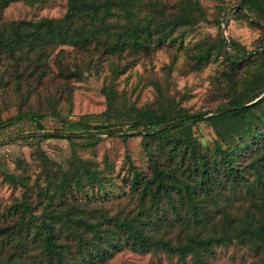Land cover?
<instances>
[{"label":"rangeland","instance_id":"obj_1","mask_svg":"<svg viewBox=\"0 0 264 264\" xmlns=\"http://www.w3.org/2000/svg\"><path fill=\"white\" fill-rule=\"evenodd\" d=\"M238 3L239 0H130L125 6L133 10L132 15L112 5L120 15L108 19L113 25L108 26L112 33L110 40L135 24L145 27L149 22L152 26L178 23L172 37L176 36L175 41L168 39L157 46L154 36L147 51L110 54L100 43L86 49L49 45L45 50L48 56L41 55L40 60H37L38 50L15 54L14 59L2 54L0 227L16 222L22 214L20 204L24 190H27L33 214L38 215L60 202L54 188L62 182L68 183L62 198L63 207L74 210L77 215L92 210L109 217L132 218L148 208L150 199L140 200L139 193L131 188V177L134 171L142 177L151 176L143 149L145 143L152 147L160 162H166L165 152L155 149V143L145 138L143 132L128 134L125 138L105 132L96 133L93 140L67 137L65 134L71 129L52 112L68 119L91 114V122L98 123L100 119L94 116L106 108L101 94L102 87H106L117 94L115 110L127 112L124 121L134 120L136 112L147 110H169L172 114L181 110L190 114L209 111L207 116L216 113L217 106L244 90L254 72L264 69V56L256 54L264 50L263 25L250 23L245 10L234 8ZM66 10L67 0H15L2 11L0 25L9 28L12 22L56 19ZM229 39L243 51L251 52L250 57L236 64L238 53L229 45ZM205 54H209L208 58L196 64V55ZM115 65L124 68L123 72L115 75L112 72ZM29 111L46 116L37 122L25 115ZM258 113L264 124V109ZM16 114L23 116L8 121ZM191 131L198 147L213 156L214 129L201 122L191 124ZM40 133L63 135L43 141L31 136ZM257 148L250 145L245 153L236 157L238 164H246ZM179 160L180 156L172 167L180 174L181 170L176 169ZM187 162L185 160L183 165ZM74 174L80 179V189L73 181ZM220 193L219 190L214 195ZM229 197H233L230 192L225 198ZM161 202L162 207H167L165 199ZM206 202L207 206H213L211 200ZM73 204L82 209L77 210ZM234 206L237 207V202ZM212 212L220 210L212 209ZM216 215L220 217V213ZM151 232L172 243L178 242L183 234L180 228L168 226L151 227ZM38 247V243H34L30 250L37 251ZM213 250L214 256L204 255L203 263H194L187 256L185 264H252L259 259L249 246L238 243L215 246ZM10 253L8 248L0 252V264H7ZM260 255L264 257L262 251ZM37 257L41 258V254L37 253ZM70 258H76L74 247ZM99 264L182 263L176 255L161 249L137 252L125 247Z\"/></svg>","mask_w":264,"mask_h":264},{"label":"trees","instance_id":"obj_2","mask_svg":"<svg viewBox=\"0 0 264 264\" xmlns=\"http://www.w3.org/2000/svg\"><path fill=\"white\" fill-rule=\"evenodd\" d=\"M12 1L15 0H0V20L2 11ZM129 1L67 0V10L60 18L12 22L9 28L0 25V56L6 54L14 59L15 54L38 50L37 60H40L41 55H47L45 50L49 45L86 49L91 44L100 43L106 52L121 54L138 49L147 51L154 36L157 46L168 39L175 41L176 36L172 37L178 23L152 26L151 22L145 27L132 25L110 40L109 34L112 33L108 26L113 25L108 19L120 15L112 5L132 15L133 10L125 6ZM238 6L249 14L246 17L250 23L261 22L264 29V0H239ZM229 45L238 53L236 64L250 57L251 52L243 51L231 39ZM256 54L264 56V50ZM208 55H196V64L207 59ZM123 70L117 65L112 68L115 75ZM101 94L106 108L94 116L100 119L98 123L91 122V114L78 119L63 118L55 111L52 115L68 124L71 131L65 134L67 137L93 140L96 133L105 132L125 138L128 134L143 132L145 138L155 143V149L165 152L167 160L160 162L152 147L145 143L143 149L152 170L151 176L142 177L134 171L131 177V188L139 193L142 202L148 197L150 206L132 218L109 217L92 210L77 215L74 210L63 207L62 198L68 183L62 182L54 188L60 202L36 215L28 201L27 190H24L20 204L22 214L16 222L0 227V252L5 248L11 252L7 264H99L125 247L137 252L161 249L176 255L182 264L186 263L187 256L194 263H203L204 255L214 256L215 246L231 243L249 246L259 258L252 264H264V257L260 255V251L264 255V124L258 113L264 109V69L254 72L244 90L217 106L216 113L208 116L209 111L190 114L181 110L172 114L169 110H147L136 112L134 120L124 121L127 112L115 110L117 94L114 90L102 87ZM21 115L16 114L8 121H15ZM25 115L37 122L46 116L33 111ZM169 122L174 124L161 127ZM201 122H206L215 131L213 156L198 147L192 134L191 124ZM31 136L39 141L51 137L45 133ZM250 145L258 147L257 152L241 166L236 157L245 153ZM178 156L180 160L176 169L181 170L180 174L172 167ZM185 160L187 165H183ZM85 173L90 175L88 169ZM73 181L80 189L78 175H73ZM219 190L221 193L214 195ZM228 192L233 197L226 199ZM164 199L167 207H162ZM207 199L211 200L212 207L207 206ZM74 208L82 209L76 205ZM212 209L220 212H212ZM218 213L220 217H217ZM162 226L180 228L183 233L180 240L172 243L151 232V227L160 229ZM34 243L39 247L32 252L30 249ZM72 247L76 255L74 259L70 258Z\"/></svg>","mask_w":264,"mask_h":264},{"label":"water","instance_id":"obj_3","mask_svg":"<svg viewBox=\"0 0 264 264\" xmlns=\"http://www.w3.org/2000/svg\"><path fill=\"white\" fill-rule=\"evenodd\" d=\"M236 10H240V7L239 6H235L234 7ZM224 34V33H223ZM224 37H225V34H224ZM231 108H227L226 110H230ZM174 124V122H169V123H165L163 125H161V127H166V126H169V125H172ZM45 135H50V136H55V135H58V134H54V133H45Z\"/></svg>","mask_w":264,"mask_h":264}]
</instances>
